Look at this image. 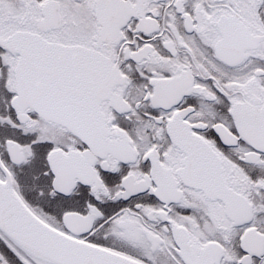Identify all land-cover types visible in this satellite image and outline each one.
Segmentation results:
<instances>
[{
    "label": "snow or ice",
    "instance_id": "6c2138e0",
    "mask_svg": "<svg viewBox=\"0 0 264 264\" xmlns=\"http://www.w3.org/2000/svg\"><path fill=\"white\" fill-rule=\"evenodd\" d=\"M0 264H264V0H0Z\"/></svg>",
    "mask_w": 264,
    "mask_h": 264
}]
</instances>
